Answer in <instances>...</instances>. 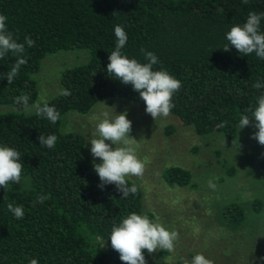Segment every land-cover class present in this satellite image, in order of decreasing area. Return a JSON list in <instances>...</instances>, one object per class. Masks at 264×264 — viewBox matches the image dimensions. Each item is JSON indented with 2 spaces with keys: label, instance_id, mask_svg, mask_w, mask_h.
I'll use <instances>...</instances> for the list:
<instances>
[{
  "label": "trees",
  "instance_id": "obj_1",
  "mask_svg": "<svg viewBox=\"0 0 264 264\" xmlns=\"http://www.w3.org/2000/svg\"><path fill=\"white\" fill-rule=\"evenodd\" d=\"M250 11L264 12V0H0L9 30L20 42L25 36L35 41L34 47L26 46L28 63L13 82L0 79V106L10 107L0 112V144L16 148L24 164L21 184H9L6 191L0 187V264H28L30 258L39 264H125L108 238L112 225L131 212L153 217L145 208L143 189L131 178L129 185L135 183L139 191L127 198L114 184L98 187L86 137L62 131L64 115L88 113L107 99L144 102L131 85L106 71L119 24L128 36L123 52L129 58L145 62L140 52L145 48L158 56L155 69L163 67L181 80L172 114L199 134L236 138L242 112L255 106L264 91L252 87L258 79L264 81V60L223 46L231 24L243 23ZM72 49L87 50L89 59L63 71L61 85L71 95L47 100L61 114L55 125L14 102L21 94L30 97L29 104L38 100L34 74L43 58ZM14 60L10 54L0 59V74ZM41 133L57 136L54 148L40 145ZM260 169L264 180V158ZM163 177L170 185L195 186L191 171L182 166H169ZM41 194L48 198L36 203ZM9 203L22 205L25 217L17 220L7 210ZM262 203L255 199L250 205L260 211ZM224 215L232 230L248 219L239 202L228 203ZM142 251L147 261L148 252Z\"/></svg>",
  "mask_w": 264,
  "mask_h": 264
},
{
  "label": "rangeland",
  "instance_id": "obj_2",
  "mask_svg": "<svg viewBox=\"0 0 264 264\" xmlns=\"http://www.w3.org/2000/svg\"><path fill=\"white\" fill-rule=\"evenodd\" d=\"M88 59L89 52L84 49L64 50L43 58L40 70L34 74L38 99L48 100L58 94L63 88V71ZM113 108L117 113L127 110V118L132 121L130 135L141 139L139 155L147 165L142 178L131 179L143 189L146 210L153 219L158 218L180 235L174 253L163 250L148 253L147 264H183L184 258L190 259L197 252L212 259L214 264H264L261 259L264 257V180L260 171L264 145L252 138L258 131L252 127L254 117L249 116L250 125L238 130L237 152L232 147L233 138L221 132L199 134L172 113L154 121L145 111V102L120 98L102 100L88 113L67 112L62 131L71 129L83 134L87 152L100 161L90 151L91 131L99 112ZM8 109L9 106H0V112ZM173 165L189 169L195 186L167 183L163 172ZM213 177L217 178L215 191L207 187V181ZM255 199L263 202L260 211L251 208ZM237 202L247 209L248 219L245 226L232 230L224 215L225 206Z\"/></svg>",
  "mask_w": 264,
  "mask_h": 264
},
{
  "label": "clouds",
  "instance_id": "obj_3",
  "mask_svg": "<svg viewBox=\"0 0 264 264\" xmlns=\"http://www.w3.org/2000/svg\"><path fill=\"white\" fill-rule=\"evenodd\" d=\"M241 2L247 4L249 0H241ZM262 20H264V12L250 11L243 23H232L225 34L227 43L223 46V50L229 51L231 45L242 56L255 54L258 60H264ZM114 35L116 42L108 57L107 74L124 85H131L145 102V111L154 121L167 118L175 107L172 98L182 87L181 80L163 67L155 69L154 65L160 63L158 56L145 48L140 49L145 62L134 57L129 58L123 52L128 36L122 25L114 26ZM26 46L34 47L35 41L30 36H25L24 41L20 42L18 35L9 30L8 16L0 13V59H4L9 54L15 58L11 68L0 74V79L6 78L10 84L19 75L21 67L28 63ZM252 87L257 90L264 89V81L258 79ZM58 94L66 97L71 95V92L69 89L61 88ZM29 100L30 97L24 94L14 98L15 103H22L26 110H34L37 116L47 119L53 125L61 119L60 112L44 97L32 104H29ZM249 115L255 120L252 127L258 129L253 133L252 138L264 145V91L257 95L255 106L249 105L242 112L238 121L239 130L250 125ZM131 131L132 121L127 118L126 109L121 113H117L114 108L112 111L101 110L96 117L90 139L91 154L101 161L99 163L93 161L94 171L100 179L98 187L103 189L105 185L114 184L124 198L129 194L138 193V186L135 183L129 185V179L142 178L147 165V161L139 155L141 139L137 140L131 136ZM57 139L55 134L41 133L39 143L51 149L55 147ZM232 147L237 152L240 147L239 137L233 138ZM23 168L21 153L14 147L0 144V187L6 191L9 184H21ZM215 179L217 178L213 177L207 181V187L213 191L217 188ZM47 198V195L41 194L37 197L36 203L43 204ZM7 210L17 220L25 217L22 205L14 206L9 203ZM108 239L111 241V247L119 253L120 260L125 264H147L142 250L146 249L149 254L157 250L174 253L180 235L177 230L167 227L158 218L153 219L147 214L134 211L112 225ZM28 264H39V262L37 258H30ZM183 264H214V261L202 252H197L190 259L184 258Z\"/></svg>",
  "mask_w": 264,
  "mask_h": 264
}]
</instances>
